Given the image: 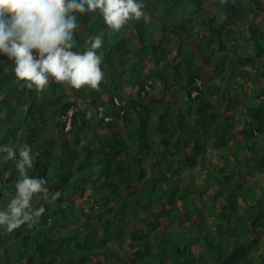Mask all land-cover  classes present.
I'll use <instances>...</instances> for the list:
<instances>
[{"label": "trees", "instance_id": "obj_1", "mask_svg": "<svg viewBox=\"0 0 264 264\" xmlns=\"http://www.w3.org/2000/svg\"><path fill=\"white\" fill-rule=\"evenodd\" d=\"M143 4L119 32L76 14L71 51L103 40L100 91L38 93L0 54V146L29 145L60 192L34 195L33 228L0 226V264H264V0ZM4 155L0 211L21 179Z\"/></svg>", "mask_w": 264, "mask_h": 264}, {"label": "clouds", "instance_id": "obj_2", "mask_svg": "<svg viewBox=\"0 0 264 264\" xmlns=\"http://www.w3.org/2000/svg\"><path fill=\"white\" fill-rule=\"evenodd\" d=\"M227 2L221 0V3ZM143 8V0H0V54L14 61L16 77L38 93L46 89L50 79L77 90L90 87L100 91L104 79L103 58L97 50L102 48L103 40L96 35L83 53L71 51L78 28L76 14L98 10L107 27L119 32L129 21L141 20L145 15ZM69 128L66 124V129ZM0 153L6 154L5 161H15L21 176L7 211H0V226L8 232L22 225L31 229L45 213L43 206L32 208L34 195L54 203L60 192L50 194L45 179L28 176L27 170L34 166L29 145L0 146ZM9 175L6 173L0 179L6 183Z\"/></svg>", "mask_w": 264, "mask_h": 264}, {"label": "built area", "instance_id": "obj_3", "mask_svg": "<svg viewBox=\"0 0 264 264\" xmlns=\"http://www.w3.org/2000/svg\"><path fill=\"white\" fill-rule=\"evenodd\" d=\"M196 92H194L195 94ZM115 101L118 105H122L121 101L115 97ZM74 109L71 108L68 110V113L66 115H64V118L67 120V128H69L71 126V115L73 114ZM100 116H103L105 118V120H110L112 118V116L110 114H103V112H100Z\"/></svg>", "mask_w": 264, "mask_h": 264}, {"label": "crops", "instance_id": "obj_4", "mask_svg": "<svg viewBox=\"0 0 264 264\" xmlns=\"http://www.w3.org/2000/svg\"><path fill=\"white\" fill-rule=\"evenodd\" d=\"M262 15H264V14H262ZM261 62H262V61H261ZM263 63H264V61H263ZM256 72H257V71H253V72L251 73V75H254ZM263 81H264V78H263ZM249 82L251 83L252 81L250 80ZM259 134L262 135V133H259V132H258V135H259ZM259 138H261V136H260Z\"/></svg>", "mask_w": 264, "mask_h": 264}, {"label": "rangeland", "instance_id": "obj_5", "mask_svg": "<svg viewBox=\"0 0 264 264\" xmlns=\"http://www.w3.org/2000/svg\"><path fill=\"white\" fill-rule=\"evenodd\" d=\"M262 14H263V13H262ZM118 77H119V76H118ZM55 133H56V131H55ZM259 133H260V132H259ZM260 136H261V134H259V137H260ZM195 170H196V172H197L198 174H200V173H199V169L196 168ZM196 172H195V173H196ZM188 226H189V225H187V227H188ZM101 262H103V258H101Z\"/></svg>", "mask_w": 264, "mask_h": 264}, {"label": "water", "instance_id": "obj_6", "mask_svg": "<svg viewBox=\"0 0 264 264\" xmlns=\"http://www.w3.org/2000/svg\"><path fill=\"white\" fill-rule=\"evenodd\" d=\"M216 29V27H213V30H215Z\"/></svg>", "mask_w": 264, "mask_h": 264}]
</instances>
